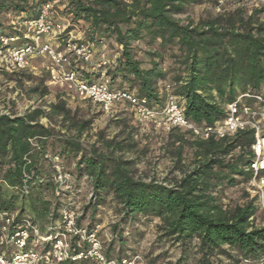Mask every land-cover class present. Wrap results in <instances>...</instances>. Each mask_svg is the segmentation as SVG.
I'll return each mask as SVG.
<instances>
[{
  "label": "trees",
  "instance_id": "16d2710c",
  "mask_svg": "<svg viewBox=\"0 0 264 264\" xmlns=\"http://www.w3.org/2000/svg\"><path fill=\"white\" fill-rule=\"evenodd\" d=\"M210 1L216 7L220 0ZM48 2L60 22L71 24L60 39L82 23L86 31L80 42L95 49L112 41L118 57L106 68L111 91L134 92L158 107L170 94L178 99L185 120L199 128L221 122L225 107L240 95L264 97V7H237L195 22L179 17L202 0H0V14L11 13L18 24H24L35 19ZM15 30L11 26L5 33L0 24V36ZM135 43L156 46L147 53L146 67L134 54ZM166 57L169 64L164 67ZM83 74L91 76L87 71ZM159 83L164 85L159 87ZM45 95L46 88L40 96ZM43 118L49 121L47 125L41 123ZM54 119H59L58 129L51 127ZM69 121L70 110L63 100L22 115H0V217L15 214V223L29 220L41 230L56 220L61 201L51 180V165L43 156L58 155L76 185L89 179L92 198L79 224L85 211L92 210L95 216L105 196L111 195L121 224L138 218L158 219V240H168L180 250L174 264H186L190 252H194V264H241L243 260L264 264V226L253 224L256 199L223 208L216 195L222 188L247 184L252 177V131L220 140H200L187 132L171 131L166 145L180 176L164 185L135 178L133 160L123 157L136 146L133 130L126 127L109 140L99 132L86 149L80 138L89 121L80 123L74 135L61 131ZM185 147L192 151L189 165L183 163ZM65 157L73 158L72 170L64 165ZM30 173L35 179L24 196L22 178ZM117 227L113 225L112 231Z\"/></svg>",
  "mask_w": 264,
  "mask_h": 264
},
{
  "label": "built area",
  "instance_id": "2783aa9c",
  "mask_svg": "<svg viewBox=\"0 0 264 264\" xmlns=\"http://www.w3.org/2000/svg\"><path fill=\"white\" fill-rule=\"evenodd\" d=\"M223 1L218 2V8ZM245 6L264 7V0H237L232 9ZM23 25L26 33L16 29L12 34L0 36L2 73H19L29 66L32 59L45 57L50 63L52 80L67 86L77 99L90 102L107 116L112 117L118 107H127L138 124L151 123L166 134L177 129L200 140H220L233 137L240 131H252L254 143L251 150L255 159L249 166L252 177L246 185V192L250 199H256L258 209L264 212V97L261 94L238 96L225 107V118L221 122L212 127L199 128L185 120L178 99L170 94L166 96L163 106L158 107L150 106L146 99L134 92L111 91L106 77V68L110 63L105 54L100 53L95 59L93 46L71 39L70 33L60 39L65 26L58 20L52 3L43 4L37 17ZM53 36L55 39L50 38ZM80 65L89 69L90 77L84 76ZM40 121L42 123L46 119ZM29 143L39 149L34 140H29ZM43 159L51 165V180L56 195L63 202L58 216L44 230L29 220L15 223V214L1 216L0 264H65L80 261L139 264V257L108 260L102 251L100 226L89 228L79 224L83 208L92 198L90 188L84 187L88 178L76 185L74 175L62 167L58 155L44 154ZM33 179L35 176L31 173L23 175L20 190L24 196L30 193ZM246 262L243 260V263Z\"/></svg>",
  "mask_w": 264,
  "mask_h": 264
},
{
  "label": "rangeland",
  "instance_id": "374dc122",
  "mask_svg": "<svg viewBox=\"0 0 264 264\" xmlns=\"http://www.w3.org/2000/svg\"><path fill=\"white\" fill-rule=\"evenodd\" d=\"M55 4L57 5L58 3L55 2ZM233 4L232 0H225L221 7L218 8L213 6L210 0H202L201 4L188 7L186 14L180 16L179 19L185 20L188 18L196 22L198 19L205 18L208 14L215 15L223 10L228 11L233 8ZM250 7L252 6L247 8L250 9ZM60 9L62 8L60 7ZM261 19L264 20V15ZM61 23H63L65 28L71 25L68 20H63ZM0 24L5 33L10 32L8 30H10L11 26L26 33L24 25L18 24L11 13L0 14ZM85 31L86 26L82 23L77 24L72 27L70 37L73 40H81L85 35ZM54 37L50 38L55 39ZM53 42L57 44L56 41ZM133 47L136 58L141 61L143 67H146L149 63L147 53L155 50L156 46L148 48L143 43H135ZM95 53V59L100 53H104L110 64H113L118 57L117 49L111 40L97 45ZM168 64L169 60L166 57L163 66L166 67ZM81 66L83 67L82 72L87 71L90 73L87 67ZM49 71V61L45 57H40L32 59L29 66L24 71L19 72L17 76L0 72V115H22L27 110L63 100L66 102V107L70 110L72 121L63 125V128H61L62 132L74 135L76 127L80 123L89 121V125L82 132L80 138L83 147L87 149L88 145L96 141L99 132L103 133L105 140H109L118 136L127 127L133 130V139L136 146L130 152L125 153L123 157L133 160L135 178L146 182L153 180L164 185H171L175 179L179 178L180 173L175 169L171 155L168 152L169 147L166 145L168 134L154 127L151 123H136L127 107L116 108V113L112 117L101 113L90 102L77 99L74 92L69 90L67 86L52 80ZM164 83L166 84L167 82ZM158 85L162 87L164 84L159 83ZM44 88H46V95L41 97L40 95L43 93ZM48 122L46 120L42 124L47 125ZM50 122L51 127L58 129L59 119H54ZM71 122L75 124V127L70 126ZM142 152H144V155H141ZM182 157L184 165H189L192 151L185 147ZM64 159V165L67 168H73V158L65 157ZM88 181L84 183L85 189L90 188ZM238 181L241 180L238 179ZM246 185L245 182H240L235 186L222 188L216 195L223 208L244 205L250 199L244 192ZM119 218L115 201L111 195H107L104 198V202L97 207L95 216L92 215V210L85 211L81 220L83 226L89 225L90 222L100 226L99 236L102 242V251L108 260L118 261L124 258L139 257V264H174L179 258L180 250L176 245L168 240H158L156 230L159 224L158 219L138 218L136 221L121 224ZM253 224L256 227L264 226V212L258 208L256 209ZM113 225L118 226L115 232L111 229ZM192 253L194 252H190L186 264L195 263L196 258ZM81 264L96 263L88 261ZM241 264H250V261L248 260L246 263L242 262Z\"/></svg>",
  "mask_w": 264,
  "mask_h": 264
}]
</instances>
